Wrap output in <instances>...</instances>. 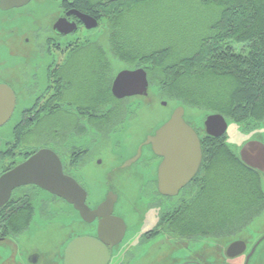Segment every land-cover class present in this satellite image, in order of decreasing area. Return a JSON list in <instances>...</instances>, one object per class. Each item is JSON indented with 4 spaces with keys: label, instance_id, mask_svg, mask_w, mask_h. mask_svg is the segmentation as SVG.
Segmentation results:
<instances>
[{
    "label": "flooded vegetation",
    "instance_id": "flooded-vegetation-1",
    "mask_svg": "<svg viewBox=\"0 0 264 264\" xmlns=\"http://www.w3.org/2000/svg\"><path fill=\"white\" fill-rule=\"evenodd\" d=\"M77 11L95 18L99 25L88 28ZM102 14L99 7H90L86 0H0V86L9 90L8 95L12 92L15 97L10 117L0 125V177L40 150H53L61 159L64 173L87 191L86 204L92 209H96L104 199L89 201L88 176L89 180L95 177L97 184L102 185V175L96 174L99 165L108 162L109 165L113 164V170H117L138 152L136 150L131 156L117 161L110 144L116 132L124 126L120 125L121 122L125 124L127 120L137 118L132 111L130 98L141 96L118 98L113 94L114 80L121 71L116 73L113 66L109 75L96 76L98 66L93 67V62L101 55H113L114 51L109 31L108 40L103 43L98 36L93 38L92 32L95 33L98 27L108 29ZM63 20L74 22L77 29L69 33L58 30L56 23ZM83 60L92 65L79 67L77 63ZM137 68L147 71L143 66H130L129 69ZM148 80L149 89L156 86L149 76ZM104 91H110L112 96L100 99V93ZM156 94L161 103L165 102L159 91ZM2 100L10 103L9 98L3 97ZM115 105L124 113H115ZM186 113L185 119L197 130L202 147L203 143L213 138L227 141L230 137L240 141L239 153L235 154L243 166L259 175L264 188L262 152L259 150L253 154L251 160L255 166L245 164L241 158V149L247 142L259 140L264 143V128H243L239 124L234 135H227V131L215 137L207 132L202 134L186 118ZM171 114L161 125L145 134L137 160L142 159L141 163L153 171L148 179L149 193L143 199L148 207L145 214L151 209L155 211L156 223L146 227L135 243L136 247H146L145 253L148 255L132 259L131 251L126 250L131 245L127 241L130 238L126 240L129 226L116 212L115 205L112 214L125 221L126 232L121 242L113 247L108 245L110 258L107 264H264V210L250 221L244 223L240 220L231 232L214 238L180 240L165 231L166 225L159 224L167 212L164 211L165 206L167 208L169 199L175 196L158 191V169L163 157L155 154L151 144L144 143ZM113 148H117L116 144ZM249 170H245L248 175ZM203 172L197 173L200 176L196 178V174L187 184H193L192 200L201 189L199 187L208 180ZM63 205L74 209L70 214L85 222L83 228L86 232L72 235L67 242L35 243L37 238L48 240L47 235L54 236L58 232L47 225L36 228L35 219L40 218L45 223V220L54 218L57 212L63 213ZM53 207L56 208L53 210ZM64 212L69 213L67 210ZM99 223L100 218L91 223L84 221L73 204L37 184L17 186L6 202H0V264H66L70 242L79 236L97 237ZM160 236L164 238L160 239ZM235 241L245 242L246 250L236 257H229L227 249ZM154 247H157V252Z\"/></svg>",
    "mask_w": 264,
    "mask_h": 264
},
{
    "label": "trees",
    "instance_id": "trees-1",
    "mask_svg": "<svg viewBox=\"0 0 264 264\" xmlns=\"http://www.w3.org/2000/svg\"><path fill=\"white\" fill-rule=\"evenodd\" d=\"M153 1L86 0L90 7H99L103 13L113 55L132 67L145 65L163 100L206 113H220L243 128L258 127L264 121V0H196L198 5L215 6L217 17L197 40L198 46L183 57L167 47L145 51V41L136 39L138 28L125 21L127 14L134 16L137 6ZM235 44H242L243 49H237ZM112 65L109 56L98 57L93 62V67L99 68L96 76L109 75ZM109 96L110 91H104L99 98ZM115 107V113H124ZM203 152L200 172L204 170L208 180L193 200L192 183L171 197L159 223L180 240L224 235L240 220L250 221L264 210V188L259 175L240 163L226 139L213 138L203 143ZM220 165L228 175L236 171L241 181L247 182L246 188L243 186L244 199L231 204L232 196L218 191L215 175L221 170ZM245 170L250 171L249 175ZM227 197L229 208L225 209L219 202L224 203Z\"/></svg>",
    "mask_w": 264,
    "mask_h": 264
},
{
    "label": "rangeland",
    "instance_id": "rangeland-1",
    "mask_svg": "<svg viewBox=\"0 0 264 264\" xmlns=\"http://www.w3.org/2000/svg\"><path fill=\"white\" fill-rule=\"evenodd\" d=\"M133 15L131 18L127 14L125 21H128L130 26L138 28L136 39L139 42L145 41V51L151 50L152 47L157 49H159L158 47L161 49L167 47L174 54L178 52L179 55L186 56V53L192 52L198 46L197 40L200 36L207 33L212 24L211 22L217 17V11L215 6L198 5L196 0H154L153 2L137 6ZM92 34L95 39L98 36L102 43L108 40L107 27H98L95 29V33L92 32ZM235 46L237 49H243L242 44H235ZM109 59L116 73L122 69L130 68L122 60L114 57L112 53L109 55ZM85 60L82 63H77V65L82 67L85 64ZM142 66L145 67V65ZM158 89L157 86H150L147 96L141 95L130 98L131 102H133L132 111L137 115V118L132 121L127 120L125 124L121 122L120 125L124 126L113 137L110 147L117 161H120V158L131 156L136 150L138 151L145 134L151 131L152 128L161 125L171 114L172 109L179 104L176 101H168L169 103L163 106V102L161 103L156 94ZM207 115L209 114L201 109L187 107L186 118L189 121L191 120L202 134H206L204 119ZM228 122L227 135H234V130L239 127V124L233 121L230 122V120ZM259 127L261 129L264 128V121ZM227 142L236 154L239 153L240 141H236V138L232 140L229 137ZM114 144H116V149L113 148ZM145 154L146 147H144ZM141 161L142 159H139V161L127 166L122 164L117 170L112 169L114 167L113 164L104 163L99 165L96 171L97 175H102V185L97 184L95 177L89 180L90 176H88L87 180L90 181V184H87V188L90 193L89 201L91 202L95 198H98V200L105 199L110 191L118 195L115 210L120 217L126 220L129 226L126 240L130 238L127 241L131 245H128L126 250L131 251L132 259L148 255L145 253L146 247H136L135 243L141 238L146 227L156 223L155 211L149 209L148 214L150 215L145 214L148 207L147 201L144 200L145 198L143 199V196L149 193L147 189L148 179L153 175V171L152 168L145 166ZM220 167L221 170L215 175V184L218 191L224 195L232 196L231 204L244 199L246 190L243 191V186L246 188L247 182H242L236 171L228 175L224 166L220 165ZM230 197H227L224 203L220 201L219 204L225 209L226 206L229 208L228 199ZM55 208L53 207V210ZM65 210L69 211V213L66 214ZM72 210H74L72 207L67 208L63 205V213L57 212L54 218L48 221L45 220V223L40 218H36V228L47 225L48 227L56 228L58 232L54 236L47 235L48 240L37 238L35 243H54L62 242L63 240L67 242L72 235L85 233L86 230L83 228L85 222H82L80 217L71 215L70 212ZM155 210L158 211L157 209ZM60 235L61 240L59 239ZM162 237L164 238V236H160V239ZM154 249L155 252L158 251L157 247H154ZM175 251L177 252V250Z\"/></svg>",
    "mask_w": 264,
    "mask_h": 264
},
{
    "label": "water",
    "instance_id": "water-1",
    "mask_svg": "<svg viewBox=\"0 0 264 264\" xmlns=\"http://www.w3.org/2000/svg\"><path fill=\"white\" fill-rule=\"evenodd\" d=\"M80 19L88 28H95L98 21L77 11ZM58 30L74 32L77 25L69 21H57ZM8 89L0 86V125L4 124L14 109V94L8 95ZM113 94L118 98L149 93V80L144 68L123 69L113 83ZM9 98L10 103L2 100ZM167 105V102H163ZM6 109V110H5ZM186 108L176 107L170 118L148 136L144 144H151L155 154L163 161L158 169V191L161 194L177 196L198 173L204 160L201 138L193 126L185 119ZM206 132L211 136L227 133V119L220 113H211L204 122ZM142 144L137 154L125 162L131 165L140 158ZM261 151L264 162V143L259 140L247 142L241 149V158L249 166H255L251 160L256 151ZM34 183L45 190L65 198L73 204L84 221L91 223L100 218L97 237L79 236L74 238L66 251V264H107L110 255L108 245L113 247L125 236V221L112 214L118 195L110 191L103 202L92 209L86 204L87 191L76 180L66 175L60 157L53 150H40L27 161L0 177V202H6L17 186ZM1 199H3L1 201ZM246 250V243L235 241L227 249L229 257H236ZM254 250V249H253Z\"/></svg>",
    "mask_w": 264,
    "mask_h": 264
}]
</instances>
